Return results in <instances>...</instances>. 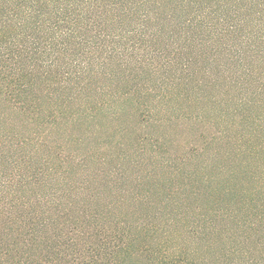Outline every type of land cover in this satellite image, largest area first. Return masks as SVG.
<instances>
[{
  "label": "trees",
  "instance_id": "trees-1",
  "mask_svg": "<svg viewBox=\"0 0 264 264\" xmlns=\"http://www.w3.org/2000/svg\"><path fill=\"white\" fill-rule=\"evenodd\" d=\"M11 27L16 34H7ZM64 58L59 76L78 85L91 77V68L134 58L138 68L128 77L142 81L141 92L153 101L158 95H151L156 92L148 81L158 73L168 82L159 88L193 83L195 100L222 87V99L210 98L230 120L226 126L210 123L216 130L178 156L169 154L160 138L142 137L150 153L163 147L167 154L160 165L168 174L164 181L154 177L158 165L139 157L130 164L146 167L144 172L134 176L115 167L97 184L102 178L86 174L85 158L57 144L51 159L38 163L27 149L31 139L6 131L10 136L0 140V264H123L131 258L145 264H199L163 238L165 226L171 225L167 211L180 214L196 199L202 207L209 204V211H196L188 222L189 235L210 229L216 234L220 228L231 259L264 264V168L257 159L264 151V0H0V104L12 115L34 119L26 98L37 78L48 74L45 69ZM232 89L238 95L229 98ZM226 102L232 105L225 108ZM107 104L92 105V116L110 109ZM148 111L138 117L132 112V120L158 126L161 122ZM56 116L49 112L45 117L54 123ZM210 145L209 165L219 174L218 188L192 189L178 182V170ZM61 164L78 170L74 185L70 177L64 183L56 174ZM48 173L56 174L54 181ZM100 188L114 192L118 203H102ZM158 191L164 203H150L153 213L140 212ZM157 232L160 240L151 244Z\"/></svg>",
  "mask_w": 264,
  "mask_h": 264
},
{
  "label": "rangeland",
  "instance_id": "rangeland-1",
  "mask_svg": "<svg viewBox=\"0 0 264 264\" xmlns=\"http://www.w3.org/2000/svg\"><path fill=\"white\" fill-rule=\"evenodd\" d=\"M16 33L17 30L13 27L7 30L9 35ZM133 59H127V62L125 61L122 64L113 62L106 67L91 68L90 70H93L91 77L83 80L80 85L72 81L65 82L59 76L58 71L61 69L59 66L66 61L65 58L55 61L49 71L45 69L48 72L47 75L42 79L37 78L31 93L26 98L34 113L33 118L36 120L27 121L21 113L12 115L13 112L10 108L0 104V140L3 139V135L10 136L6 131H10L11 135L29 137L31 144L27 146V149L35 153L34 158L38 163L41 159L42 162L51 159L58 144L67 151L74 152L79 157L85 158L86 174L98 173L102 178L95 180L97 184L104 183L105 178L103 177L105 174L115 169V167H119L120 170H127L134 176L144 172L146 167L141 166L133 169L130 164L139 157L145 164L154 163V165H158L159 167L154 177H160V181L166 180L168 174L160 165L163 159L167 157V154L163 153V147L159 148L156 153H150V148L147 146L148 142L145 143L142 137L156 136L160 138L161 143L165 147L164 149L168 150L169 154L178 156L186 146L197 145L202 135L207 136L216 130L214 127L209 126L210 123L215 122L226 126L230 116L225 115V118L222 117L224 116L222 115V106H216L214 98H210V96L214 95L222 99L223 97L218 93L222 87L211 88L208 94L200 93L201 96L205 97L201 98V100H195L197 90L193 88V83L185 84L177 89H164L163 86L159 88L158 84L168 87L166 86L168 82L164 78L166 76L158 77L161 73L153 75L148 81L152 91L156 92L151 93V95H158V100L153 101L151 96L148 99L142 93L143 91L141 92V87H145L144 83L130 80L135 75L133 69L138 68L134 64ZM143 68L148 71V67ZM17 69L19 72V65H17ZM145 71L141 74L143 77H146L144 76ZM121 77L124 80L120 79ZM161 80L164 83H161ZM133 88L136 90H133ZM128 91L131 92L126 93ZM112 95L114 96L112 97ZM237 95L236 90L232 89L228 91L227 96L232 98ZM137 99L142 105L139 108L137 107L139 104L135 103ZM100 101L109 103L106 107H110V109L103 111L99 115L92 116V111H95L91 109L92 105ZM227 103L232 105V102H226L225 108ZM144 110H149L148 112L151 113L153 119L161 123H158V126L148 125V123L140 126L135 123L132 120V112L137 111L134 115L138 117V113H142ZM49 112L57 114L56 122H51L50 116L48 118L45 117ZM73 116L76 117L75 120L72 119ZM195 116L200 118L196 122L191 120ZM181 117L185 120H176V118ZM57 122L58 127L56 126ZM257 129L261 130L260 127H257ZM211 148L212 145L206 148L202 155L188 164L186 169L180 170L178 168L177 181L187 184L192 189H197L198 187L201 190L208 191L214 188L217 189L219 174L212 168L213 166L209 165ZM258 155L257 159L260 161L261 168H264V151L259 152ZM56 170L58 171L56 174L60 175V179L70 177L71 186L74 185L72 180L78 175L76 167H62L61 164ZM63 171L65 172L62 174ZM48 174L53 176L54 181L56 174L55 176L53 173ZM67 181V179L64 180V183ZM95 184H90L89 187L94 190L96 189ZM104 189H99L103 195L101 202L110 203L111 205L118 203L114 192H107L106 194ZM74 191L75 193L79 192L76 188L73 189ZM148 202L149 208L143 206L139 208L140 212L153 213L154 207L150 203L163 204L164 193L162 194L161 191H158L157 194H151L148 197ZM201 205L200 199H196V201L191 200L189 202L188 208H181L178 211L180 214H168L167 211L171 225L165 226L168 235H164L163 238H168L169 247H175L177 250H187L189 253L188 257L196 263L239 264L235 262V259H231V255H228L225 251V235L224 233H219L221 231L220 228H218L216 234L213 231L210 232L211 229L202 236L193 237V235L188 234L187 231L190 227L188 222L194 221L196 211H200L203 214L209 211V204L204 207ZM167 216L164 219L170 221ZM155 234L150 239L151 244H156L160 240L161 235L157 236L158 232ZM220 239H222V244L219 242ZM165 248L167 247L165 246ZM123 264L145 263L140 258L138 260L131 258Z\"/></svg>",
  "mask_w": 264,
  "mask_h": 264
}]
</instances>
